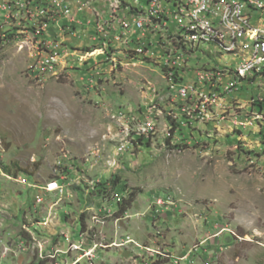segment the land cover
Instances as JSON below:
<instances>
[{
    "label": "rangeland",
    "instance_id": "obj_1",
    "mask_svg": "<svg viewBox=\"0 0 264 264\" xmlns=\"http://www.w3.org/2000/svg\"><path fill=\"white\" fill-rule=\"evenodd\" d=\"M39 21L0 8V264H264V102L181 121L202 105L180 98L190 79L80 62L96 42ZM41 39L77 50L56 77L32 74Z\"/></svg>",
    "mask_w": 264,
    "mask_h": 264
},
{
    "label": "built area",
    "instance_id": "obj_2",
    "mask_svg": "<svg viewBox=\"0 0 264 264\" xmlns=\"http://www.w3.org/2000/svg\"><path fill=\"white\" fill-rule=\"evenodd\" d=\"M113 1L122 2V11L94 0L103 10V21L92 17L85 9L84 0H7L0 8L10 14L16 10L18 15L38 16L42 28L39 35H44L50 26L65 21L64 33L69 38L74 41L92 38L96 47L91 52L85 51L80 62L92 60L94 66L148 63L168 72L172 81L190 79L191 86H199V93L190 94L189 87L178 89V93L185 98L196 95L202 98V105H196L198 113L182 112L173 107V113H181V121H215L216 110H222L218 106V94H225L231 102L234 97L247 96L253 104L262 106L259 96H264V89L254 90V83L264 78V0H235V5H228L227 0L224 5H216L212 0L211 10H203L200 0ZM179 9H186V16H179ZM126 11H135V19L126 18ZM248 17L256 18V31H248ZM147 18H154V27H147ZM225 23H237V31H225ZM80 30L82 35H79ZM230 32H237L242 40L250 41V55L242 56L234 67H227L223 62L221 66L211 67L210 62L203 63L200 55L186 51V44L196 43V35H208V39H219L224 46H229ZM161 33H169L170 44L161 43ZM76 51L66 42L39 40L31 66L33 75L56 77V64L75 56ZM247 59H255L252 70H244ZM244 72H252V79H244ZM244 83H251V90H244ZM207 109H214L215 117H207ZM236 119L252 121L242 116ZM154 121L156 118L152 116L151 125ZM221 121L226 118L222 117ZM137 133H151V130L140 128ZM47 190L63 192V187L50 184ZM158 204L162 205L163 201L159 200Z\"/></svg>",
    "mask_w": 264,
    "mask_h": 264
},
{
    "label": "bare ground",
    "instance_id": "obj_3",
    "mask_svg": "<svg viewBox=\"0 0 264 264\" xmlns=\"http://www.w3.org/2000/svg\"><path fill=\"white\" fill-rule=\"evenodd\" d=\"M107 5H112L113 10L122 11V2L121 1H113V0H103ZM203 4V10H211L212 0H200ZM216 5H224V0H213ZM163 3H171V0H163ZM228 5H235V0H227ZM85 9H93L94 1L93 0H84ZM99 21H103V16L98 15L95 12ZM179 16H186V9H179ZM126 18L135 19V11H126ZM147 27H154V18H147ZM247 29L248 31H256V24L254 22V17L247 18ZM225 31H237V23H225ZM161 43L162 44H170V35L169 33H161ZM187 52H194L197 55H206L210 59H213L210 64L211 67L221 66V62H223L227 67H234L236 63L241 60L242 56L250 55V41L242 40L241 37L237 35V32H230V44L229 46H224V44L219 39H208V35H196V43H188L186 44ZM58 64V63H57ZM56 64V66H57ZM255 66V59H247L244 62V70H252ZM58 67V66H57ZM57 67H55V74L57 73ZM31 73V72H30ZM33 74V71H32ZM164 74L171 78L168 72H164ZM42 75L49 74H39V77ZM244 79H252V72H244ZM38 81V80H37ZM264 79L259 80L258 86L255 87V90L264 89ZM251 88V83H244V87ZM255 86V83H254ZM171 90H175L176 86L173 82L169 85ZM189 87L190 94H198L199 86H191L186 84L185 89ZM220 95L225 94H218ZM192 97L196 98V95H186L185 97H180L184 100H188ZM198 100H202V98H196ZM259 101L264 102V96H259ZM261 117L263 113H259ZM257 115V116H258Z\"/></svg>",
    "mask_w": 264,
    "mask_h": 264
},
{
    "label": "trees",
    "instance_id": "obj_4",
    "mask_svg": "<svg viewBox=\"0 0 264 264\" xmlns=\"http://www.w3.org/2000/svg\"><path fill=\"white\" fill-rule=\"evenodd\" d=\"M89 52H91V51H89ZM113 185L115 186H117V185H120V190H122V192H124L125 191V189H126V186L125 185H122L121 184V182H120V180L117 178V179H115L114 181H113ZM135 199H136V195L135 194H130L129 195V199H126L125 200V204L124 205H122V207H121V210H120V214H122V213H125L127 210H129V208L132 206V204L134 203V201H135ZM83 220V219H82Z\"/></svg>",
    "mask_w": 264,
    "mask_h": 264
},
{
    "label": "crops",
    "instance_id": "obj_5",
    "mask_svg": "<svg viewBox=\"0 0 264 264\" xmlns=\"http://www.w3.org/2000/svg\"><path fill=\"white\" fill-rule=\"evenodd\" d=\"M94 1V0H93ZM101 3H103L104 5H107L103 0H100ZM89 11V13L92 15L93 18H95L96 21H99L95 12L98 14V15H102L103 16V10L101 9V6L100 5H97L95 4L94 2V7L93 9H87ZM255 17H254V21H255ZM256 24V23H255ZM82 35V34H81ZM86 40V39H85ZM76 42V41H75ZM247 88V87H246Z\"/></svg>",
    "mask_w": 264,
    "mask_h": 264
}]
</instances>
